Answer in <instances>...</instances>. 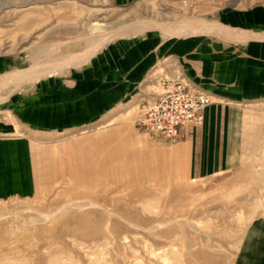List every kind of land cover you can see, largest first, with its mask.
Instances as JSON below:
<instances>
[{"label":"rangeland","instance_id":"374dc122","mask_svg":"<svg viewBox=\"0 0 264 264\" xmlns=\"http://www.w3.org/2000/svg\"><path fill=\"white\" fill-rule=\"evenodd\" d=\"M3 1L0 52L26 54L35 66L38 56L55 52L85 59L94 36L105 30H119L115 39L138 38L152 28L164 35L217 31L223 29L217 22L199 17L264 2ZM69 2L77 12L63 7ZM38 7L46 8L39 26L21 21ZM94 21L107 24L97 29ZM160 71L161 64L147 75L138 99L84 126L35 137L39 192L0 199V264H236L247 225L264 216V98L184 80L212 96L207 116L215 117L213 136L199 148L182 143L193 133L166 140L138 124L163 80L172 78H157ZM82 199L94 207L66 206Z\"/></svg>","mask_w":264,"mask_h":264},{"label":"crops","instance_id":"0c3cea01","mask_svg":"<svg viewBox=\"0 0 264 264\" xmlns=\"http://www.w3.org/2000/svg\"><path fill=\"white\" fill-rule=\"evenodd\" d=\"M200 18L214 20L225 31L164 35L152 28L138 38L113 39L80 61L76 52H55L71 59L38 78L14 69L41 70L45 57L38 56L35 66L26 54L0 52V199L39 192L37 135L84 126L138 99L147 75L159 64L157 78L199 81L229 95L264 98V2L230 6ZM208 95L204 112L211 108ZM204 117L181 137L193 133L182 143L199 148L211 140L215 117ZM235 263L264 264V216L247 225Z\"/></svg>","mask_w":264,"mask_h":264},{"label":"built area","instance_id":"2783aa9c","mask_svg":"<svg viewBox=\"0 0 264 264\" xmlns=\"http://www.w3.org/2000/svg\"><path fill=\"white\" fill-rule=\"evenodd\" d=\"M210 103L208 94L179 79L166 78L162 91L149 103L138 124L150 134L175 140L186 134Z\"/></svg>","mask_w":264,"mask_h":264},{"label":"bare ground","instance_id":"6f19581e","mask_svg":"<svg viewBox=\"0 0 264 264\" xmlns=\"http://www.w3.org/2000/svg\"><path fill=\"white\" fill-rule=\"evenodd\" d=\"M1 1V0H0ZM6 2L7 1H3V3L4 4H6ZM27 3V2H26ZM1 4V3H0ZM15 6V5H14ZM26 6V5H25ZM3 7V6H2ZM16 7V6H15ZM63 7H65V8H67V9H69V11H70V13L72 12V13H75V12H77V10L79 9L78 7H77V5H76V3H74V2H69V3H67V4H65V5H63ZM46 8H44V7H38V8H36L34 11H29L28 13H27V15L25 16V18H23V19H21V21L22 22H24V23H27V24H35V26H39L44 20H41V18H40V13L43 11V10H45ZM61 9V8H60ZM58 10V9H57ZM59 11H61V10H59ZM58 11V12H59ZM38 14L37 15V17H34L33 19H30V17L28 18V16L30 15V14ZM77 14V13H76ZM70 16H67V18L68 19H70L69 18ZM84 19V18H83ZM77 20V19H76ZM60 21V20H59ZM68 22H70V21H68ZM59 23V22H58ZM57 24V23H56ZM93 24L94 25H97V29H102L103 30V26L104 25H106L107 23L106 22H101V21H94L93 22ZM71 25V24H70ZM122 25V24H121ZM217 30H219V29H217ZM220 30H224V29H220ZM225 31V30H224ZM220 32V31H219ZM227 32H228V30H227ZM119 33V30H105L104 32H102V33H98L96 36H94V39H95V42H93L92 43V47H93V49H91L90 51H88V52H86L85 53V55L86 56H90L91 54H93V50L96 48V50L98 49V48H100L101 46H102V44H104V43H108L107 41H109V40H112V39H115L114 38V36L115 35H117ZM221 34H222V32H221ZM106 44H104V45H106ZM77 58L79 59V56H77ZM71 59V57L69 56V55H66V56H63V55H59V54H56V53H51V54H49V57H46V59H45V61H43L42 62V69L41 70H37V67H35V68H33V67H23V66H19V67H17V68H15L14 70L15 71H18V72H28L30 75H33V77L34 78H38L39 76H41L42 74H45V71H47V69L48 70H53V68L55 69V67H58V66H61V65H63V64H65V63H67L69 60ZM209 114V110H208V112H205V114L203 115V116H205V115H208ZM12 134V133H11ZM15 134V133H14ZM69 138V137H68ZM66 139V138H65ZM62 140V139H61ZM33 141V140H32ZM46 143H48V142H46ZM102 143H103V140H100L99 142H98V144L97 145H102ZM57 144V143H56ZM53 146H55V145H53ZM91 158L93 159L94 158V153H92L91 155ZM80 161V160H79ZM78 161V162H79ZM80 163V162H79ZM81 163L83 164L84 163V160H83V158L81 159ZM102 177H100V178H98L97 180H93V181H95L96 182V184H98L99 182L101 183L102 182ZM117 180H121V179H117ZM89 203H90V205L92 206V207H94L92 204H91V200L90 199H82V200H75L74 202L73 201H69V202H67V204H66V206L68 207V208H75V207H78V208H83L84 206H87V204L89 205ZM98 204V203H97ZM99 205V207H101L102 209H104L105 211L106 210H108L104 205H102V204H98ZM91 206H87V207H90L91 208ZM76 209V208H75ZM112 212V211H111ZM81 218V217H80ZM90 221V220H89ZM171 222V221H170ZM174 223V222H173ZM83 224V223H82ZM190 224V223H189ZM84 226H85V224H84ZM75 227V226H74ZM84 228V227H83ZM88 228V230H89V227H87ZM98 228V227H97ZM96 228V229H97ZM91 230V229H90ZM98 231H100V230H98ZM80 232H82V231H80ZM84 233H86V232H84ZM80 234V233H79ZM164 259V258H163Z\"/></svg>","mask_w":264,"mask_h":264}]
</instances>
